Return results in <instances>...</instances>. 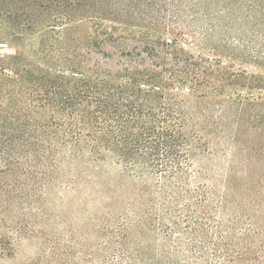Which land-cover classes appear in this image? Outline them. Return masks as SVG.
Wrapping results in <instances>:
<instances>
[{"label": "trees", "instance_id": "trees-1", "mask_svg": "<svg viewBox=\"0 0 264 264\" xmlns=\"http://www.w3.org/2000/svg\"><path fill=\"white\" fill-rule=\"evenodd\" d=\"M204 1L0 0V261L38 237L60 264H264V77L234 64L264 68V0H222L228 62L162 34Z\"/></svg>", "mask_w": 264, "mask_h": 264}, {"label": "rangeland", "instance_id": "rangeland-1", "mask_svg": "<svg viewBox=\"0 0 264 264\" xmlns=\"http://www.w3.org/2000/svg\"><path fill=\"white\" fill-rule=\"evenodd\" d=\"M174 11L175 17L167 20L166 29L162 33L165 37L175 38L183 47L196 54H204L225 62L231 61L226 52L229 49H225L223 45L225 39H230L232 45L238 43V25L227 31V21L224 20L222 15V0H206L196 6L187 4ZM72 29L78 36L80 43H92L95 36L93 20L81 19L75 21ZM40 31L42 34V29ZM119 32L120 30L116 31V33ZM117 44L116 46L107 45L104 49L110 51L117 49V46L123 47L122 43ZM13 52L14 48L10 45L2 44L0 47V54ZM234 64L239 67H246L264 77V68L257 67L251 61L239 62L235 60ZM261 94L264 97V89ZM116 172L117 167L111 161L99 163L97 169L88 168L81 175L75 177L76 183L79 184L77 186L78 192L86 196L93 192L99 196L94 190H98V187L102 184L110 183L114 186L118 180L115 176ZM40 255L44 257V264H60L58 262L60 260L54 262L53 249L47 248V243L38 237L20 241L16 246L14 257L3 259L0 264H28L30 259Z\"/></svg>", "mask_w": 264, "mask_h": 264}]
</instances>
